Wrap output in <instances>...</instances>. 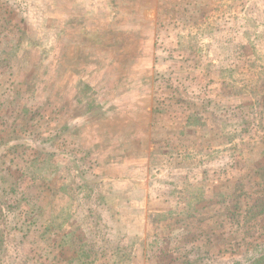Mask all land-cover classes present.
<instances>
[{
    "label": "rangeland",
    "instance_id": "374dc122",
    "mask_svg": "<svg viewBox=\"0 0 264 264\" xmlns=\"http://www.w3.org/2000/svg\"><path fill=\"white\" fill-rule=\"evenodd\" d=\"M0 264H264V0H0Z\"/></svg>",
    "mask_w": 264,
    "mask_h": 264
}]
</instances>
